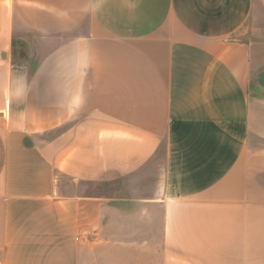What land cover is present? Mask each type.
<instances>
[{"label": "crops", "instance_id": "crops-1", "mask_svg": "<svg viewBox=\"0 0 264 264\" xmlns=\"http://www.w3.org/2000/svg\"><path fill=\"white\" fill-rule=\"evenodd\" d=\"M257 5L0 0V264H264Z\"/></svg>", "mask_w": 264, "mask_h": 264}, {"label": "rangeland", "instance_id": "rangeland-1", "mask_svg": "<svg viewBox=\"0 0 264 264\" xmlns=\"http://www.w3.org/2000/svg\"><path fill=\"white\" fill-rule=\"evenodd\" d=\"M246 42H261L264 40V9L256 6L254 15L246 25V28L237 37ZM53 134L48 135V137Z\"/></svg>", "mask_w": 264, "mask_h": 264}]
</instances>
